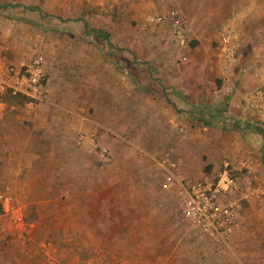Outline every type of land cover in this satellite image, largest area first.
Wrapping results in <instances>:
<instances>
[{"label":"rangeland","instance_id":"rangeland-1","mask_svg":"<svg viewBox=\"0 0 264 264\" xmlns=\"http://www.w3.org/2000/svg\"><path fill=\"white\" fill-rule=\"evenodd\" d=\"M142 1L0 0V58L24 73L42 54L48 96L41 103L52 114L65 110L82 118L84 129L100 128L92 144L99 162L109 164L114 145L122 159L119 167L76 184L61 169L55 130L51 178L45 183L36 175L38 184L0 185V264H237L238 258L264 264V210L258 195L264 187V137L254 129L255 124L264 127V14L246 23L242 13V32L232 22L239 16L224 15L219 0H150L147 18L176 8L190 20V31L178 41L170 23L140 25ZM263 1L253 2L262 7ZM125 17L130 30L124 34ZM225 25L239 35L240 56L233 64L218 42ZM145 35L154 38L141 42L138 36ZM152 47L157 54L151 57L147 50ZM257 91L263 95L249 103L247 97ZM93 92L98 102L84 103ZM239 92L235 107L231 97ZM231 107L243 129L222 128ZM31 110L45 113L42 107ZM211 118L212 124L203 122ZM78 136L71 138L73 148L83 145ZM37 142H30L36 150L41 148ZM145 151L152 153L151 160ZM169 153L187 179L216 183L228 170L241 183L239 190L221 195L222 201H235L240 213L225 240L204 235L182 216L178 191L160 188L165 172L157 161ZM147 161L152 165L143 173ZM35 164L43 163L37 159ZM110 171L114 184L106 181ZM145 177L152 184L149 191ZM103 202L110 207L101 208ZM99 204L100 216L92 220L117 231L83 233L81 222Z\"/></svg>","mask_w":264,"mask_h":264},{"label":"crops","instance_id":"crops-1","mask_svg":"<svg viewBox=\"0 0 264 264\" xmlns=\"http://www.w3.org/2000/svg\"><path fill=\"white\" fill-rule=\"evenodd\" d=\"M67 1V0H66ZM150 0H144V5L140 4L138 12L139 15V22L140 25H145L147 23H156L152 21V16H148L147 18V8L150 5ZM213 1V0H212ZM218 1V0H217ZM254 0H219L221 5H223L224 10L227 12L224 15L231 16L233 14L234 16L238 15V20L236 18H233L232 22H236L237 25L236 28L242 32L245 28L243 21L240 19L242 17L245 18V22L248 23L250 20L248 18L250 17H256L260 18L264 14V8L257 10L259 8H262L264 6V3L262 4V7L258 4H255L253 2ZM264 2V1H263ZM6 6H18L16 3H8L5 4ZM217 7V5H216ZM257 8V9H256ZM155 15V14H154ZM248 16V17H247ZM125 19H129V17H125L122 20V23H124V29L127 28L124 34L130 30L128 27ZM148 21V22H147ZM228 25L232 23H227ZM233 25V24H232ZM234 26V25H233ZM19 26H17L18 28ZM113 27V25H112ZM96 35L99 36V38L103 37L108 40V35L102 31H95ZM251 32V37L252 36ZM115 37H120L117 33H113ZM125 41H128L130 38L133 40H136L133 38L132 35L130 37H126L125 35H121ZM141 42H149L152 41L154 38V35H145V36H138ZM180 41L179 39H176ZM109 45H112L111 42H107ZM154 42H151V44ZM112 51L116 49H111ZM147 55L149 56H156L157 51L154 47L149 48L147 50ZM20 72L19 69L9 66V64H6L2 58H0V76L6 77L9 76V74H13L12 76H15L16 73ZM48 79V75H47ZM96 92L92 93L89 98L91 100L88 102L84 99V103H92L98 102L96 97ZM241 99V93H236L235 96L231 97V101L234 102V106L238 105L239 100ZM36 103L35 100H32L29 98V96L25 95L24 93H13L11 89L5 88L0 89V185H12V186H23L29 184H38L39 181H34L36 178V175H42L45 179L51 178V160H52V154L53 151L51 149V143H52V136L53 132L57 129H59V136H60V159L64 160V163L61 165V169L65 170V177L71 178L74 176L75 183L76 184H83L84 182H87V180H95L99 175H101L105 170L112 169V167L116 168L118 165L117 160H122L120 157H118L119 145H114L110 152L113 153V158L109 162V164H102L99 162L100 159L97 156L98 152L92 147V144H95V139L97 135V130L100 128L98 126H88L86 129H84V124L82 118H77L74 116H69L68 113L65 112V110H60L58 114H52L50 110V106H47L45 103ZM50 105V104H49ZM37 107L43 108V114L41 113H33L32 108L36 110ZM231 107L230 111L231 114L226 118V120L233 121L234 119L240 121V128L243 129L244 127L241 125V118L238 116L233 115L232 113H236V108ZM58 111H56L57 113ZM237 115H240L237 114ZM214 120V119H212ZM219 120V119H218ZM227 121V122H228ZM248 126L250 125L247 123ZM176 126V123H175ZM258 124H255L254 129L256 130V127ZM86 132V138L81 133V130ZM234 130V129H231ZM238 130V129H236ZM257 131V130H256ZM258 132V131H257ZM103 133H105L103 131ZM109 132H106L105 134H108ZM260 133V132H258ZM79 134V136H78ZM261 134V133H260ZM95 135V136H94ZM75 136L80 137V143H83L81 146H77L76 148L72 147L71 138H74ZM91 136V137H90ZM95 139H94V137ZM115 137V135H113ZM99 137V136H98ZM264 137V136H263ZM83 138V139H82ZM38 141L39 148L36 150L33 146L34 144L30 142ZM87 143V144H86ZM125 147V146H124ZM126 148V147H125ZM124 148V149H125ZM63 149V150H62ZM68 152L73 154V156L70 157L68 155ZM148 155L147 158L151 160L150 157V151H145ZM152 154V153H151ZM37 159H40V163L43 164H35V161ZM129 161L130 159L127 158ZM152 164L147 161L146 168H143V173H147L148 167ZM119 167V165H118ZM36 168H44L43 173L37 172ZM47 168L48 176L46 177L45 169ZM31 171L37 172L34 174V176L31 175ZM164 172V170H163ZM110 173L107 174V183L110 182ZM32 176V177H31ZM111 183L114 184V178H111ZM131 179L132 176L128 177L127 180ZM165 179V178H164ZM143 185L145 186V189L149 191L151 189L150 185L151 181L147 177L143 180ZM154 188V187H152ZM160 188L164 190V180L160 184ZM19 190V188H17ZM166 190V189H165ZM13 195H16V190L14 187L12 188ZM149 193V192H148ZM108 200V199H107ZM112 200H115V197L112 198ZM87 201V199H86ZM104 204V202H103ZM98 205L97 212L94 214V208L91 207L90 213L87 215L91 221L81 222L82 225V231L83 233H113L116 232V229H111L110 226H105L102 224L97 223V220H92L96 216H100L98 213H100ZM107 207H110L109 204L102 205L101 208L105 209ZM100 225L102 227H106L105 229H100ZM120 229L118 230V232ZM126 228H123L122 232H126ZM243 246V245H242ZM263 247V246H262ZM237 264H245V261L241 258L237 259ZM235 261V262H236ZM159 263V261L152 262V264ZM236 264V263H235Z\"/></svg>","mask_w":264,"mask_h":264},{"label":"built area","instance_id":"built-area-1","mask_svg":"<svg viewBox=\"0 0 264 264\" xmlns=\"http://www.w3.org/2000/svg\"><path fill=\"white\" fill-rule=\"evenodd\" d=\"M152 21L159 24L170 23L178 39H183L191 29L190 20L176 8L153 15ZM218 42L225 60L229 64L236 62L240 56L241 45L235 28L223 26L218 32ZM12 75L14 73L6 77L0 76V89L9 88L13 93H24L35 101L47 98L45 84L48 74L42 54L27 64L24 73L20 71L15 76ZM262 95L263 91L251 93L247 101L254 104ZM157 162L165 172L164 188L178 191L182 216L197 226L204 235L225 240L237 225L240 213L235 201H222L221 195L239 190V180L228 170L222 173L216 183L187 179L180 171L179 161L170 153ZM258 195L262 198L261 209L264 210V187Z\"/></svg>","mask_w":264,"mask_h":264},{"label":"trees","instance_id":"trees-1","mask_svg":"<svg viewBox=\"0 0 264 264\" xmlns=\"http://www.w3.org/2000/svg\"><path fill=\"white\" fill-rule=\"evenodd\" d=\"M212 119H213V118H211V119H209V120H206V119H205V120H203V122H204L205 124L210 125V124H212ZM228 122H230V123H229L230 125H228V124H227V121H225L224 125L222 126L223 129H225V130H231V129L236 130V129H239V128H240V121L234 119L233 121H230V120H229ZM256 130H257L258 132H260V133L264 136V127H261V126H259V124H258V126L256 127Z\"/></svg>","mask_w":264,"mask_h":264}]
</instances>
